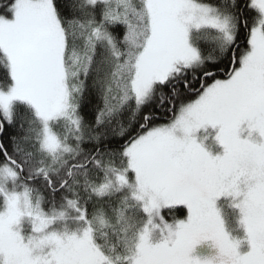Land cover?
I'll return each mask as SVG.
<instances>
[{
  "label": "snow or ice",
  "instance_id": "6c2138e0",
  "mask_svg": "<svg viewBox=\"0 0 264 264\" xmlns=\"http://www.w3.org/2000/svg\"><path fill=\"white\" fill-rule=\"evenodd\" d=\"M0 264H264V0H0Z\"/></svg>",
  "mask_w": 264,
  "mask_h": 264
},
{
  "label": "trees",
  "instance_id": "16d2710c",
  "mask_svg": "<svg viewBox=\"0 0 264 264\" xmlns=\"http://www.w3.org/2000/svg\"><path fill=\"white\" fill-rule=\"evenodd\" d=\"M205 48V51H209L211 49L210 44H203L202 45ZM97 105H100V101L98 97L95 94H92L90 96H86L85 103L83 105L82 111L85 116V118L91 122L96 114V107ZM102 106V105H100ZM181 216L183 217L186 215V210H181Z\"/></svg>",
  "mask_w": 264,
  "mask_h": 264
},
{
  "label": "rangeland",
  "instance_id": "374dc122",
  "mask_svg": "<svg viewBox=\"0 0 264 264\" xmlns=\"http://www.w3.org/2000/svg\"><path fill=\"white\" fill-rule=\"evenodd\" d=\"M216 254V250L213 249L212 247H210L209 244H204L202 246H199L196 249V252L194 253V255H197L201 258H205V257H211L213 255Z\"/></svg>",
  "mask_w": 264,
  "mask_h": 264
}]
</instances>
